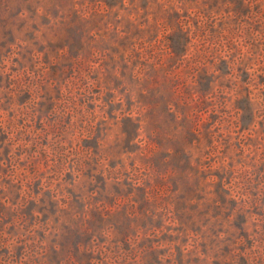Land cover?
Wrapping results in <instances>:
<instances>
[{
  "label": "rangeland",
  "instance_id": "1",
  "mask_svg": "<svg viewBox=\"0 0 264 264\" xmlns=\"http://www.w3.org/2000/svg\"><path fill=\"white\" fill-rule=\"evenodd\" d=\"M0 264H264V0H0Z\"/></svg>",
  "mask_w": 264,
  "mask_h": 264
}]
</instances>
